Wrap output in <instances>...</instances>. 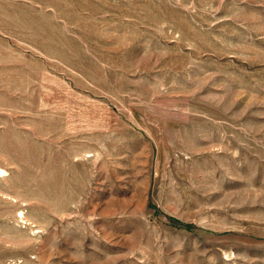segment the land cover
Segmentation results:
<instances>
[{
  "label": "rangeland",
  "instance_id": "rangeland-1",
  "mask_svg": "<svg viewBox=\"0 0 264 264\" xmlns=\"http://www.w3.org/2000/svg\"><path fill=\"white\" fill-rule=\"evenodd\" d=\"M0 264H264V0H0Z\"/></svg>",
  "mask_w": 264,
  "mask_h": 264
}]
</instances>
